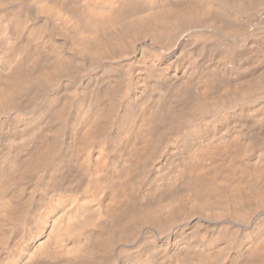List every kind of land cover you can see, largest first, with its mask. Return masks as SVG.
I'll use <instances>...</instances> for the list:
<instances>
[{"label": "bare ground", "instance_id": "obj_1", "mask_svg": "<svg viewBox=\"0 0 264 264\" xmlns=\"http://www.w3.org/2000/svg\"><path fill=\"white\" fill-rule=\"evenodd\" d=\"M0 264H264V0H0Z\"/></svg>", "mask_w": 264, "mask_h": 264}]
</instances>
